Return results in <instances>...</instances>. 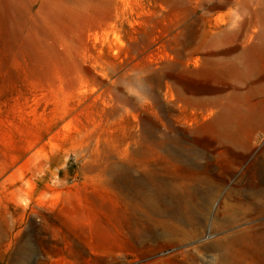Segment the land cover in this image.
I'll return each instance as SVG.
<instances>
[{
  "label": "rangeland",
  "instance_id": "374dc122",
  "mask_svg": "<svg viewBox=\"0 0 264 264\" xmlns=\"http://www.w3.org/2000/svg\"><path fill=\"white\" fill-rule=\"evenodd\" d=\"M258 116L264 0H0V264H264L212 245L264 159V133L222 129ZM199 150L220 186L200 222Z\"/></svg>",
  "mask_w": 264,
  "mask_h": 264
},
{
  "label": "bare ground",
  "instance_id": "6f19581e",
  "mask_svg": "<svg viewBox=\"0 0 264 264\" xmlns=\"http://www.w3.org/2000/svg\"><path fill=\"white\" fill-rule=\"evenodd\" d=\"M252 121L255 131L252 132L250 137L248 136L250 133L245 130L244 122L236 118L230 119L228 127L222 129V137L234 145H254L259 141L258 135L264 133V118L261 119L258 116ZM247 141L249 142L247 143ZM201 159H205L206 161L200 162L199 160ZM210 159L209 151L202 150L192 151L184 159L188 163L187 166L190 168V171L197 176L199 183V185H194L200 191L199 198L202 200L198 217L194 216L199 222L203 220L204 211L210 208L212 200L220 191V186H214V182H212ZM258 165L260 167L256 171L253 182L245 184L239 181L235 186L229 187L226 192V199L223 200V208H225L223 221L219 224V227L225 228L244 222L247 225L242 226L236 231L225 233L213 242L212 245L221 251L223 258L228 259L232 252H236L233 249L234 244H240L241 248L238 252L243 254H248V251H253L254 254H264V159ZM173 190L172 188L167 189V193L171 197V200L167 202L175 203H172L171 207L165 206V209L162 207L160 213L162 216H167L169 218L168 220L177 227L178 231L176 232H182L181 234H186V237L187 234H192L191 232L193 230L188 231L180 226L179 223H186L183 219V214H188L190 206L184 211L182 204H180L181 199L174 194ZM159 200L160 198H155L151 193L145 195V201L149 206L153 205V203L159 204ZM229 200H233L235 205L229 202ZM254 220L258 221L252 223ZM162 222L167 223V220L163 219Z\"/></svg>",
  "mask_w": 264,
  "mask_h": 264
}]
</instances>
